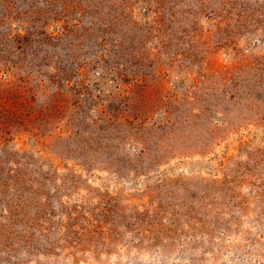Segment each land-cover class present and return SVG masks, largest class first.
I'll return each mask as SVG.
<instances>
[{"label":"rangeland","instance_id":"1","mask_svg":"<svg viewBox=\"0 0 264 264\" xmlns=\"http://www.w3.org/2000/svg\"><path fill=\"white\" fill-rule=\"evenodd\" d=\"M0 264H264V0H0Z\"/></svg>","mask_w":264,"mask_h":264}]
</instances>
